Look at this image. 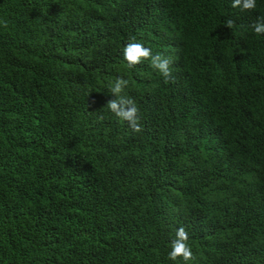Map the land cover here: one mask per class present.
Segmentation results:
<instances>
[{
	"label": "trees",
	"instance_id": "16d2710c",
	"mask_svg": "<svg viewBox=\"0 0 264 264\" xmlns=\"http://www.w3.org/2000/svg\"><path fill=\"white\" fill-rule=\"evenodd\" d=\"M256 2L0 0V264H264ZM118 77L140 133L107 107ZM181 226L194 260L168 258Z\"/></svg>",
	"mask_w": 264,
	"mask_h": 264
},
{
	"label": "clouds",
	"instance_id": "9594fccd",
	"mask_svg": "<svg viewBox=\"0 0 264 264\" xmlns=\"http://www.w3.org/2000/svg\"><path fill=\"white\" fill-rule=\"evenodd\" d=\"M232 7H239L242 11H251L256 9L257 2L256 0H232ZM225 25L232 29L234 27V21L229 19L226 21ZM4 26H7L6 22H4ZM252 28L255 34H264V17L258 18L257 21L252 24ZM134 39L135 38H133V40ZM122 53L128 67L131 68L140 64L142 61L149 60L150 66L162 75L165 83L174 80L169 67L170 61L159 53L153 55L149 47H145L138 42H129L123 47ZM127 84L128 81L118 77L114 85L110 86L109 89L114 98L108 100L106 104L113 114L128 122L133 132L140 133L143 128L139 123V109L132 100L121 95ZM188 240L189 234L186 229L183 226L179 227L176 230L175 239L171 242V250L168 252V258L172 261L178 258H182L183 261L194 260L195 257L191 246L188 244Z\"/></svg>",
	"mask_w": 264,
	"mask_h": 264
}]
</instances>
